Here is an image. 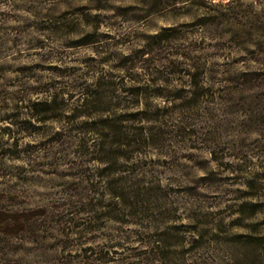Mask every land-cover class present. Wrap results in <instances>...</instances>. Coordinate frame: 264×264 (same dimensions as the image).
Masks as SVG:
<instances>
[{
  "label": "rangeland",
  "instance_id": "obj_1",
  "mask_svg": "<svg viewBox=\"0 0 264 264\" xmlns=\"http://www.w3.org/2000/svg\"><path fill=\"white\" fill-rule=\"evenodd\" d=\"M0 264H264V0H0Z\"/></svg>",
  "mask_w": 264,
  "mask_h": 264
}]
</instances>
